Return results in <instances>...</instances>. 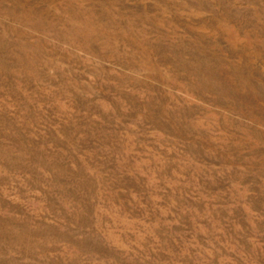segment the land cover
<instances>
[{
	"label": "rangeland",
	"instance_id": "obj_1",
	"mask_svg": "<svg viewBox=\"0 0 264 264\" xmlns=\"http://www.w3.org/2000/svg\"><path fill=\"white\" fill-rule=\"evenodd\" d=\"M0 264H264V0H0Z\"/></svg>",
	"mask_w": 264,
	"mask_h": 264
}]
</instances>
